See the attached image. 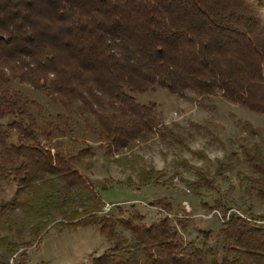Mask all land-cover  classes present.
Segmentation results:
<instances>
[{
    "label": "trees",
    "instance_id": "1",
    "mask_svg": "<svg viewBox=\"0 0 264 264\" xmlns=\"http://www.w3.org/2000/svg\"><path fill=\"white\" fill-rule=\"evenodd\" d=\"M14 81L63 113L39 124L30 113L38 104L12 88ZM155 87L178 97L220 94L264 116V0H0V182L16 187L4 207L29 211L36 238L53 222L52 212L62 215L64 229L96 226L109 246L86 264H264V213L226 216L222 208L212 245L211 231L199 244L182 241L167 216L146 224L137 210H96V189L109 187L79 172L94 156L86 137H97L111 157L162 136L166 127L154 104L135 99ZM72 116L74 127L82 125L76 153L63 141L73 133ZM240 148L253 174L247 192L264 206V149ZM195 176L186 183L194 195L215 189L200 169ZM151 205L171 210L165 199ZM175 221L184 227L187 218Z\"/></svg>",
    "mask_w": 264,
    "mask_h": 264
},
{
    "label": "rangeland",
    "instance_id": "2",
    "mask_svg": "<svg viewBox=\"0 0 264 264\" xmlns=\"http://www.w3.org/2000/svg\"><path fill=\"white\" fill-rule=\"evenodd\" d=\"M11 87L36 101L39 109L31 108L30 113L39 124L43 116L63 113L60 104L38 90L16 81ZM135 99L140 104L153 103L166 130L162 136L154 133L111 157L105 155L103 142L100 144L97 137H86L94 156L85 160L91 161L90 166L80 167L79 172L92 184L105 182L109 187L106 191L96 189L98 213L116 215L118 205L121 210L139 211L146 224L167 216L173 219L172 226L182 241L199 244L202 233L211 231L212 245L219 240L216 232L221 227L222 208L226 209V216L264 213L263 204L247 192L248 177L253 174L242 162L240 148L254 144L264 149L263 115L224 100L220 94L200 98L187 92L184 97H178L155 87L135 94ZM71 118L73 133L67 137L71 139L63 141L69 152L76 153L83 148L79 142L83 138L82 125L78 130L74 127L77 120ZM12 136L10 142L16 143V134ZM222 159L225 161L220 169ZM197 169L211 178L214 190L203 188L196 196L188 189L186 183L196 179ZM145 174H150L151 179L143 182ZM15 189L12 182H0V207L5 209H0V264H86L107 250L109 245L96 226L64 229L59 223L62 215L57 212L50 216L53 222L37 238L32 237L29 228L36 222L32 214L23 207H4L13 198ZM159 199L169 202L171 210L167 212L151 205ZM215 203L221 208L207 209ZM75 206L66 207L65 212ZM184 217L187 221L182 227L175 219ZM117 231L128 236L120 226ZM217 249L220 251L219 246Z\"/></svg>",
    "mask_w": 264,
    "mask_h": 264
}]
</instances>
